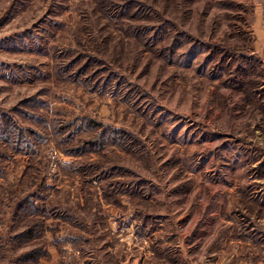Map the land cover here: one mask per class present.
Instances as JSON below:
<instances>
[{
    "label": "rangeland",
    "instance_id": "374dc122",
    "mask_svg": "<svg viewBox=\"0 0 264 264\" xmlns=\"http://www.w3.org/2000/svg\"><path fill=\"white\" fill-rule=\"evenodd\" d=\"M0 264H264V0H0Z\"/></svg>",
    "mask_w": 264,
    "mask_h": 264
}]
</instances>
